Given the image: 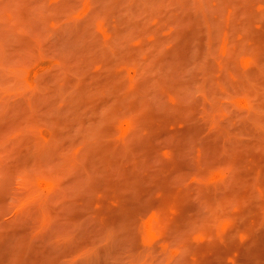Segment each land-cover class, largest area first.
Masks as SVG:
<instances>
[{
	"label": "rangeland",
	"instance_id": "rangeland-1",
	"mask_svg": "<svg viewBox=\"0 0 264 264\" xmlns=\"http://www.w3.org/2000/svg\"><path fill=\"white\" fill-rule=\"evenodd\" d=\"M0 264H264V0H0Z\"/></svg>",
	"mask_w": 264,
	"mask_h": 264
}]
</instances>
